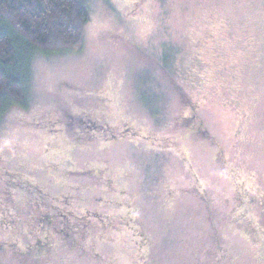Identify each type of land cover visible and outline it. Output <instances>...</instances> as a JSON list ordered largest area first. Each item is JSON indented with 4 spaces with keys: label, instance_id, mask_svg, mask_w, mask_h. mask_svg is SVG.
Instances as JSON below:
<instances>
[{
    "label": "rangeland",
    "instance_id": "obj_1",
    "mask_svg": "<svg viewBox=\"0 0 264 264\" xmlns=\"http://www.w3.org/2000/svg\"><path fill=\"white\" fill-rule=\"evenodd\" d=\"M84 2L0 114V264H264V0Z\"/></svg>",
    "mask_w": 264,
    "mask_h": 264
},
{
    "label": "trees",
    "instance_id": "obj_2",
    "mask_svg": "<svg viewBox=\"0 0 264 264\" xmlns=\"http://www.w3.org/2000/svg\"><path fill=\"white\" fill-rule=\"evenodd\" d=\"M85 0H0V114L28 100L33 56L80 52L91 13Z\"/></svg>",
    "mask_w": 264,
    "mask_h": 264
},
{
    "label": "flooded vegetation",
    "instance_id": "obj_3",
    "mask_svg": "<svg viewBox=\"0 0 264 264\" xmlns=\"http://www.w3.org/2000/svg\"><path fill=\"white\" fill-rule=\"evenodd\" d=\"M189 102H190V105H191V108L189 110V119H194L195 122L198 121L199 119V116L197 115V110H198V107L190 101V99H188ZM184 102V101H183ZM185 104V103H184ZM133 130V129H132ZM104 131L106 133V135H109L111 134L112 136H116L114 131L112 130V127H110L109 125H107L105 128H104ZM124 131L127 133V134H130L129 131H131V129H124ZM135 133V132H134Z\"/></svg>",
    "mask_w": 264,
    "mask_h": 264
}]
</instances>
